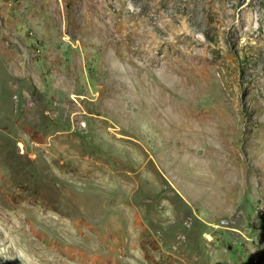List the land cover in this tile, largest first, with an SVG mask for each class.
Wrapping results in <instances>:
<instances>
[{
	"label": "rangeland",
	"instance_id": "1",
	"mask_svg": "<svg viewBox=\"0 0 264 264\" xmlns=\"http://www.w3.org/2000/svg\"><path fill=\"white\" fill-rule=\"evenodd\" d=\"M0 264H264V0H0Z\"/></svg>",
	"mask_w": 264,
	"mask_h": 264
}]
</instances>
